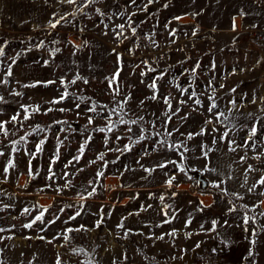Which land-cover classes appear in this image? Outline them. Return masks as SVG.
<instances>
[{"label":"rangeland","instance_id":"rangeland-1","mask_svg":"<svg viewBox=\"0 0 264 264\" xmlns=\"http://www.w3.org/2000/svg\"><path fill=\"white\" fill-rule=\"evenodd\" d=\"M86 3L0 0V264H264V0Z\"/></svg>","mask_w":264,"mask_h":264},{"label":"snow or ice","instance_id":"snow-or-ice-1","mask_svg":"<svg viewBox=\"0 0 264 264\" xmlns=\"http://www.w3.org/2000/svg\"><path fill=\"white\" fill-rule=\"evenodd\" d=\"M66 2L71 4V3H76V0H66ZM93 2H94V0H87V3H86L84 6L87 7L88 4L93 3ZM153 2H154V0H148V3H149V4H151V3H153ZM132 3H135V0H132ZM144 10H145V11L147 10V5H145ZM98 11H99V10H98ZM133 14H135V13H133ZM62 19H63V17H62ZM57 23H59V21H57ZM51 27L55 28V27H56V24H55V23H54V24H51ZM117 27H119L120 29H123L124 25H118ZM233 29H235V24H233ZM132 31H133V33H135L136 30H135V29H132ZM122 34H123V33L121 32V33H119L118 35H122ZM172 34L174 35V32H173ZM193 34H195V33H193ZM0 55H3V50H2V49H0ZM196 67H199V65H197ZM194 72H195V68L193 69V73H194ZM8 75H11V67H9V69H8ZM142 75H143V73H142ZM118 76H119V70L114 74L113 78L109 81V85H110V86L112 85L113 82L116 81V79H117ZM76 79L79 80V79H81V77L77 76ZM75 82H76L75 80L72 81V83H75ZM87 82H88L87 80L84 81V83H87ZM49 83H51V82H49ZM62 83H63V81H62ZM150 87L155 88V84L150 85ZM233 91H235V89H233ZM115 94H117V95L119 94L118 89H117V91H116ZM15 95H20V93H15ZM191 95L194 96L195 93H192ZM67 96H68V93H67V91H65V93L62 94V96L60 97V99H59V100H56V101H53V103H60L62 100H64L65 98H67ZM153 98H155V97H153ZM0 99H2V98H0ZM209 99H212V100H213V103H212L211 106L209 107V111L211 112L213 108H216V107H217V105L215 104V101H214V99H213L212 97H210ZM165 102L168 103L167 99L165 100ZM196 103L199 104L200 101L197 100ZM234 103H235V102H233V104H234ZM77 107H79V105H77ZM169 108H171V105H170V104H169ZM95 110H96L95 107H91V108H89V111L94 112ZM24 111H25V113H27V112H28V109H27V108H24ZM33 111L38 112L39 109L36 108V109H34ZM49 111H51V109H49ZM59 111L63 112V111H65V109L62 108V109H59ZM113 111H114V110H113ZM222 115H223V113H218V114H217V119L219 120L220 116H222ZM28 118H29L28 115H25L24 119H28ZM12 119H13V120H16L17 117L14 116ZM185 119H186V117H185ZM121 122H124V121H123V118H121ZM135 122H136V121H132V123H135ZM58 123H59V122H58ZM89 123H92V119H91V118H89ZM111 129H112V126L110 125L109 128H108L107 130H108V131H111ZM37 130L43 131V129H40L39 126H37ZM0 131H2V132L4 133L5 136L8 135V130H7V128L5 127V124H4L3 122H0ZM100 131H105V129H100ZM255 132H256V130H255V128H253V129H252V135H255ZM199 134H203V132H201V133H199ZM227 135H228V133L225 132V133L223 134V136H222V139H223V138H226ZM191 138H192V136H191V134H189V139H191ZM43 143H44V141L42 140V141H40V143L37 145V148H36L37 153H39L40 151H42V145H43ZM85 147H86V145H82V146H81V148H80V153H81V154H83ZM177 147H178V146H177ZM128 150H130V149H128ZM232 150H235V149H232ZM206 155H207V154L205 153V156H206ZM57 158H58V153H57ZM80 158H81L80 156H77V157H75L74 159H75L77 162H79ZM99 159H103V155H101V156L99 157ZM9 167H12V165L10 164ZM160 167H165V165H160ZM180 170H181V171H184V169H183L182 167L180 168ZM249 170H251V168H249ZM5 171H7V169H6ZM146 171H147V169H146ZM97 175H102V173H98ZM54 176H55V173H52V175L49 176V179H52ZM173 180H174V177L170 178V179L167 181V184H168L169 186H171ZM259 184L264 185V177H262V178L260 179ZM213 186H214V187H219V184H214ZM57 191H59V189H57ZM160 199L163 200L164 197L161 196ZM167 207H168V206L165 205V215H166V216H167V211H166ZM25 211H27V209H25ZM77 215H79V213H77ZM74 218H75V217H73V219H74ZM248 219H249V218L245 217V220H244V223H245V224L248 223ZM252 219L254 220V218H252ZM38 220H39V221H42V217H41V216H37V217H36L31 223L24 225V227H26V228H31L32 225L35 224L36 221H38ZM53 222H54V221H53ZM101 222H102V221H98L97 224H96V227H99ZM165 222H169V221L166 220ZM188 223H190V221H189ZM118 227H123V224L121 223L120 225H118ZM215 227H216V221H213V227H212L211 230H212V231H215ZM80 230H85V231H87V230H89V229L85 228L83 225H81V228H80V229H75V231H80ZM0 231H3V229H0ZM68 231H69V232H70V231H73V229H68ZM170 235H175V232L170 233ZM189 235H191V234H189ZM255 235H256V233L253 232V236H254V237H255ZM64 238H65V239H68L67 236H65ZM41 239H43V237H41ZM158 239H163V236L158 237ZM222 243L225 244V246H227L228 244H230L229 241H222ZM252 243L255 244V240H253ZM197 247H199V244H197ZM249 255H252V253L250 252ZM57 264H59V260L57 261Z\"/></svg>","mask_w":264,"mask_h":264},{"label":"water","instance_id":"water-1","mask_svg":"<svg viewBox=\"0 0 264 264\" xmlns=\"http://www.w3.org/2000/svg\"><path fill=\"white\" fill-rule=\"evenodd\" d=\"M190 175L194 176L197 180L198 188L202 191L206 190L208 187V180L204 177V175L199 171H190Z\"/></svg>","mask_w":264,"mask_h":264},{"label":"trees","instance_id":"trees-1","mask_svg":"<svg viewBox=\"0 0 264 264\" xmlns=\"http://www.w3.org/2000/svg\"><path fill=\"white\" fill-rule=\"evenodd\" d=\"M192 264H194V262H192Z\"/></svg>","mask_w":264,"mask_h":264},{"label":"built area","instance_id":"built-area-1","mask_svg":"<svg viewBox=\"0 0 264 264\" xmlns=\"http://www.w3.org/2000/svg\"><path fill=\"white\" fill-rule=\"evenodd\" d=\"M205 264H208V263H205Z\"/></svg>","mask_w":264,"mask_h":264}]
</instances>
